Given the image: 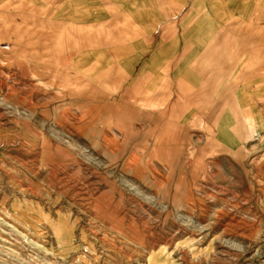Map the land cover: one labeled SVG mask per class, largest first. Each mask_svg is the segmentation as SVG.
Wrapping results in <instances>:
<instances>
[{"label": "rangeland", "instance_id": "1", "mask_svg": "<svg viewBox=\"0 0 264 264\" xmlns=\"http://www.w3.org/2000/svg\"><path fill=\"white\" fill-rule=\"evenodd\" d=\"M213 1L116 0V88L63 63L58 16L0 19V264H264V89L237 29L264 24V0ZM189 75L210 95L185 128L154 142L167 118L136 116L130 135L129 85ZM252 115L258 133L232 131Z\"/></svg>", "mask_w": 264, "mask_h": 264}, {"label": "crops", "instance_id": "2", "mask_svg": "<svg viewBox=\"0 0 264 264\" xmlns=\"http://www.w3.org/2000/svg\"><path fill=\"white\" fill-rule=\"evenodd\" d=\"M115 4L116 0H0V19H7L8 14H15L16 16H58L57 20L60 22L58 24H61L62 27L52 28L59 32L63 30L64 52L61 55L63 63H70V66H72L75 71H83L84 69L93 68L94 66L96 79L112 88H116ZM226 5L227 4H224L222 1L215 0L211 7L216 12L226 7ZM13 9L16 11H13ZM249 13L250 9L248 8L246 14L248 15ZM139 14L143 17L148 16L150 14V9L145 8ZM132 21L130 22V18H126L122 23L124 26H129L132 25ZM136 29L137 28H135V30ZM237 29L244 32L247 45L246 53L248 54V58L242 61V70L247 74L245 76V86L249 88L252 87L256 91L260 89L263 90L264 24L259 23L258 25H253L252 22L248 20L241 23V26ZM120 37L123 39L122 34ZM162 50L163 47L160 48L161 52ZM96 52L102 56L105 54L109 57L107 59L100 57L99 60H94L93 53ZM253 54H259L261 56L259 57L260 62L258 64H255L253 58H251ZM229 63L232 68L234 62L231 61ZM193 67L197 68V65L193 63ZM188 79L189 80L186 81L187 89H180L181 87H179V84L174 82L171 84H166V82H164V84L161 85L154 83L153 88L149 89L144 86V78H140L139 82L129 85V88L126 89L124 94L128 97V102L125 104L129 111L127 125L130 129V135L131 128L134 129V125L131 122V120H134L133 117L139 116L140 118L151 119L153 117L151 116L152 114H157L162 118H167L168 121L166 123L162 121V125L165 123L169 130L162 129L161 131H154V142H171L170 137L167 136L166 138V135L171 129L168 125H172L173 128L184 127V124L172 122L173 119H177V115L180 112L181 115H183L185 111L190 110L195 105L204 101V95H210V92L208 95V93L201 91L199 86L197 87V79L191 80L190 75ZM231 79L229 87L236 85L239 81L237 76L234 75L231 76ZM218 89H220L219 85ZM215 93L217 96L218 91H215ZM220 95L221 94H219L218 97ZM247 96H245V103H248V101L254 103L253 100L248 99ZM221 99L223 102L222 96ZM249 105L252 104L250 103ZM121 109L124 108L122 107ZM246 110H252L251 106H248ZM243 111L244 109L240 112L243 113ZM240 112L233 111L234 117L240 116ZM200 117L201 115H196L194 119L199 120ZM252 117L255 119L254 121H251L252 118L249 117H247L246 120L237 119V123L232 128V131L240 136L247 134L249 131L258 133L263 125L256 120V115H252ZM204 126V133L210 136L208 133L212 130V126L208 122L204 124ZM152 129L154 130L155 126H152Z\"/></svg>", "mask_w": 264, "mask_h": 264}, {"label": "bare ground", "instance_id": "3", "mask_svg": "<svg viewBox=\"0 0 264 264\" xmlns=\"http://www.w3.org/2000/svg\"><path fill=\"white\" fill-rule=\"evenodd\" d=\"M61 34V33H60ZM63 34V33H62ZM65 35V34H64ZM102 49V48H101Z\"/></svg>", "mask_w": 264, "mask_h": 264}]
</instances>
